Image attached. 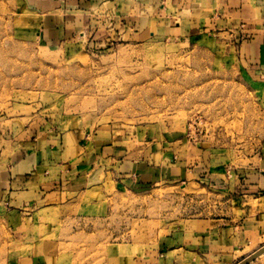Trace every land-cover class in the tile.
<instances>
[{
    "label": "crops",
    "instance_id": "crops-1",
    "mask_svg": "<svg viewBox=\"0 0 264 264\" xmlns=\"http://www.w3.org/2000/svg\"><path fill=\"white\" fill-rule=\"evenodd\" d=\"M14 1L49 45L99 49L120 40L225 34L243 68L264 79V0ZM136 133L131 139L75 116L11 117L0 130V210L12 235L7 264H57L50 220L63 219L64 206L96 187L99 171L131 190L203 181L244 210L170 224L152 248L119 244L105 264H237L264 245V140L235 165L215 148L194 146L184 132L154 126L148 139Z\"/></svg>",
    "mask_w": 264,
    "mask_h": 264
},
{
    "label": "rangeland",
    "instance_id": "rangeland-1",
    "mask_svg": "<svg viewBox=\"0 0 264 264\" xmlns=\"http://www.w3.org/2000/svg\"><path fill=\"white\" fill-rule=\"evenodd\" d=\"M16 5L0 0V130L21 113L75 116L135 140L138 130L148 139L158 126L235 165L264 140V79L243 68L228 35L120 40L99 49L49 45ZM95 181L58 212L63 219L50 220L57 264H105L119 244L152 248L170 224L244 213L199 180L131 190L99 171ZM11 237L0 210V264H7ZM249 264H264V254Z\"/></svg>",
    "mask_w": 264,
    "mask_h": 264
},
{
    "label": "water",
    "instance_id": "water-1",
    "mask_svg": "<svg viewBox=\"0 0 264 264\" xmlns=\"http://www.w3.org/2000/svg\"><path fill=\"white\" fill-rule=\"evenodd\" d=\"M262 254H264V245L260 249H258L255 252H253L251 255L243 258L237 264H249L250 262L254 261L256 258L261 256Z\"/></svg>",
    "mask_w": 264,
    "mask_h": 264
},
{
    "label": "bare ground",
    "instance_id": "bare-ground-1",
    "mask_svg": "<svg viewBox=\"0 0 264 264\" xmlns=\"http://www.w3.org/2000/svg\"><path fill=\"white\" fill-rule=\"evenodd\" d=\"M260 249V248H259Z\"/></svg>",
    "mask_w": 264,
    "mask_h": 264
}]
</instances>
